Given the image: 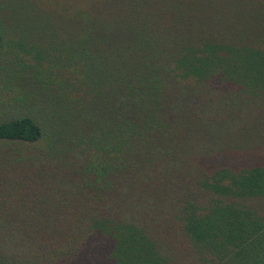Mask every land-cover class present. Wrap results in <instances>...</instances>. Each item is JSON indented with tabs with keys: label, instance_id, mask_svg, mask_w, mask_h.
<instances>
[{
	"label": "trees",
	"instance_id": "obj_1",
	"mask_svg": "<svg viewBox=\"0 0 264 264\" xmlns=\"http://www.w3.org/2000/svg\"><path fill=\"white\" fill-rule=\"evenodd\" d=\"M39 3L0 18L37 35L0 36V264H264V0Z\"/></svg>",
	"mask_w": 264,
	"mask_h": 264
},
{
	"label": "rangeland",
	"instance_id": "obj_2",
	"mask_svg": "<svg viewBox=\"0 0 264 264\" xmlns=\"http://www.w3.org/2000/svg\"><path fill=\"white\" fill-rule=\"evenodd\" d=\"M6 1L8 0H0V18L3 17L4 14L3 12H6L4 8V4L6 3ZM31 1L37 5H42L39 3L40 0H31ZM9 4H11V2H9ZM0 36H1V41H9L13 45L15 50L20 49L21 45H26L33 42L37 37V35L31 31L30 32L20 31L17 28H15L14 30H4L3 28H0ZM10 56H11V50L9 49V47L6 46V44L4 45L2 43L0 46V73L2 72V69L5 66L8 59L10 58ZM7 147H8L7 144H4L3 146L0 145V148H3L4 150L7 149ZM10 153H12V157H14L15 151L13 149L6 151L4 154L2 153L3 156L1 157V160L4 161L5 158H7V155ZM12 159L13 158L8 159V163L11 166L14 165L12 163L13 161Z\"/></svg>",
	"mask_w": 264,
	"mask_h": 264
}]
</instances>
